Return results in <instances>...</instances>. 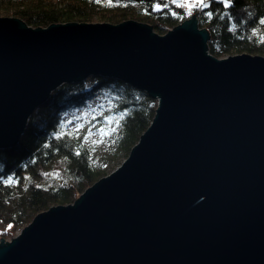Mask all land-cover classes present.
Masks as SVG:
<instances>
[{
	"label": "water",
	"instance_id": "95a60500",
	"mask_svg": "<svg viewBox=\"0 0 264 264\" xmlns=\"http://www.w3.org/2000/svg\"><path fill=\"white\" fill-rule=\"evenodd\" d=\"M196 19L160 35L0 17V148L63 84L114 78L158 101L128 158L1 238L0 264H264V56L217 59Z\"/></svg>",
	"mask_w": 264,
	"mask_h": 264
},
{
	"label": "trees",
	"instance_id": "16d2710c",
	"mask_svg": "<svg viewBox=\"0 0 264 264\" xmlns=\"http://www.w3.org/2000/svg\"><path fill=\"white\" fill-rule=\"evenodd\" d=\"M167 8L154 11L156 4ZM185 3V0H178ZM211 11V18L204 15ZM175 12L177 15H172ZM171 0H0V17H16L32 28L69 22L119 24L135 20L164 35L192 15L208 30V52L218 58L235 54L264 56V0H220L187 15ZM223 17V18H221ZM95 91L109 98V114L118 115V132L104 165L94 163V150L79 129L66 122L68 110L87 105L85 82L63 84L38 106L16 146L0 148V237H13L36 216L54 206L74 203L96 181L127 158L154 119L158 101L114 78L97 76ZM123 114V115H122ZM79 153V154H77ZM9 176L13 183L3 181Z\"/></svg>",
	"mask_w": 264,
	"mask_h": 264
},
{
	"label": "rangeland",
	"instance_id": "374dc122",
	"mask_svg": "<svg viewBox=\"0 0 264 264\" xmlns=\"http://www.w3.org/2000/svg\"><path fill=\"white\" fill-rule=\"evenodd\" d=\"M79 23H83V22H79ZM92 23H102V22H92ZM225 58L227 57H222L219 59H225ZM95 77L97 76H91L86 80H84L85 86L88 87L91 95L87 101V105L81 109L68 110V112L65 114V120L66 122H70L71 128L79 129L80 132L85 136V140L87 144L91 146L94 150L95 165L98 167H102L105 163L104 158L107 159L108 156L107 150H109L110 147L112 146L114 142V138L118 132L117 131L118 125L116 123L117 122L116 116L118 115L109 114V109H108L110 105V101L108 99L109 97L102 91H95V87H94L96 84ZM125 159L126 158H121L119 160L121 161V163L118 166H120L124 162L123 160ZM115 169L108 170L107 172L110 174L111 171H114ZM62 206H66V205H62ZM20 232L21 230L17 231L13 237L2 236L0 237V239L2 238L3 239L2 241L5 244L10 243L14 238H16L18 234H20Z\"/></svg>",
	"mask_w": 264,
	"mask_h": 264
},
{
	"label": "snow or ice",
	"instance_id": "6c2138e0",
	"mask_svg": "<svg viewBox=\"0 0 264 264\" xmlns=\"http://www.w3.org/2000/svg\"><path fill=\"white\" fill-rule=\"evenodd\" d=\"M111 3V0H109ZM220 2L223 3L225 8H229L232 5V0H220ZM172 4H175L177 7H185V5L188 8V12L186 13L187 15H192L195 10H200L203 11L204 8L210 7L211 0H185V3H178V0H171ZM168 4L164 3L163 5L161 4H156L153 6L154 11H160L162 8H167ZM172 15H177V13L173 12ZM205 16L211 18L213 16V13L211 11L205 12ZM223 18V17H221ZM260 25H264V18L259 20ZM264 42V41H262ZM123 115V114H122ZM114 130V129H113ZM79 154V153H77ZM6 184H11L13 183V177L9 176L6 180L3 181Z\"/></svg>",
	"mask_w": 264,
	"mask_h": 264
},
{
	"label": "bare ground",
	"instance_id": "6f19581e",
	"mask_svg": "<svg viewBox=\"0 0 264 264\" xmlns=\"http://www.w3.org/2000/svg\"><path fill=\"white\" fill-rule=\"evenodd\" d=\"M130 150H131V149H130ZM18 235H19V234H18ZM18 235H17V236H18ZM17 236H16V237H17Z\"/></svg>",
	"mask_w": 264,
	"mask_h": 264
}]
</instances>
